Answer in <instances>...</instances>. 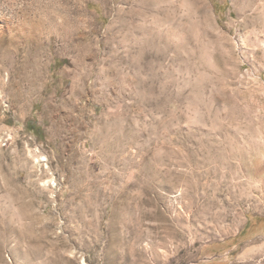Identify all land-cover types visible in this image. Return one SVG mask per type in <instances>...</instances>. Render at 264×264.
Listing matches in <instances>:
<instances>
[{
	"label": "rangeland",
	"instance_id": "374dc122",
	"mask_svg": "<svg viewBox=\"0 0 264 264\" xmlns=\"http://www.w3.org/2000/svg\"><path fill=\"white\" fill-rule=\"evenodd\" d=\"M0 264H264V0H0Z\"/></svg>",
	"mask_w": 264,
	"mask_h": 264
}]
</instances>
